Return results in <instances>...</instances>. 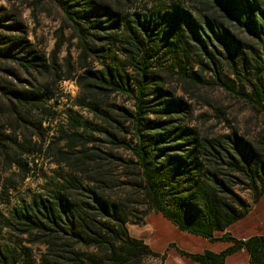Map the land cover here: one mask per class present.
<instances>
[{"label": "trees", "instance_id": "1", "mask_svg": "<svg viewBox=\"0 0 264 264\" xmlns=\"http://www.w3.org/2000/svg\"><path fill=\"white\" fill-rule=\"evenodd\" d=\"M52 1L63 38L76 41L75 61L70 52L60 59L64 40L50 55L35 48L0 7V187L25 182L40 159L56 165L4 227L44 246L39 264H149L160 253L127 227L145 207L179 230L231 243L186 254L197 264H225L240 250L264 264V233L225 231L249 212L238 187L264 194V133L192 123L205 87L264 114V0ZM111 45L123 60L96 66ZM63 80L76 83V105L92 119L57 116L50 100ZM0 264L20 262L0 247Z\"/></svg>", "mask_w": 264, "mask_h": 264}, {"label": "rangeland", "instance_id": "2", "mask_svg": "<svg viewBox=\"0 0 264 264\" xmlns=\"http://www.w3.org/2000/svg\"><path fill=\"white\" fill-rule=\"evenodd\" d=\"M166 7L173 0H162ZM188 5V0H174ZM0 7H5L10 13L15 14L23 23L27 38L33 46L46 55L55 50L58 42L65 39L61 33L63 15L60 8L52 0H0ZM65 37L70 35L69 30H64ZM72 59H77L78 50L75 40H66L58 52L62 60L68 53ZM123 56L116 45L107 48L105 56L96 66L102 63L119 64ZM19 73L22 82L29 79V74L20 67L14 66ZM5 78V73L0 68V82ZM179 94H183L181 85L176 81L171 84ZM57 99H51L50 103L60 119L68 115L81 119H92V116L76 105L79 96V88L72 80H63L55 89ZM195 109L197 125L201 132L222 133L230 131L231 127H237L240 133H244L250 139L258 137L259 132L264 133V114L254 110L252 106L226 92L216 90L213 87L202 88L197 92V97L192 101ZM206 114L205 117L200 115ZM56 168L51 158L39 160V164L25 182L8 188V192L0 187V247L15 252L20 264H39L40 255L44 250L41 244L31 242V237L20 236L7 227H4V219L9 211L25 199L36 195L44 183L45 174L50 175ZM238 193L246 199L249 212L239 221L231 225L227 230L235 238H245L252 234L264 233V194L256 198L250 190L237 188ZM131 222L127 224L131 236L143 239L154 250L160 253L157 258L147 260L149 264H197L189 253L204 252L210 249L221 251L230 242H222L219 239L210 241L187 231L179 230L172 222L165 219L160 213L143 207L136 216H131ZM225 231H217L215 236H220ZM184 253V254H183ZM225 264H250L249 254L246 250H240L227 258Z\"/></svg>", "mask_w": 264, "mask_h": 264}]
</instances>
